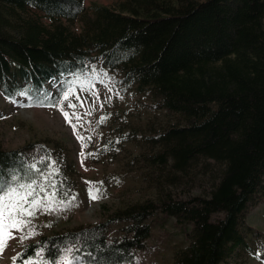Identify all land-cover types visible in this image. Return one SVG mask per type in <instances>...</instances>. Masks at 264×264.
<instances>
[{
  "label": "trees",
  "instance_id": "16d2710c",
  "mask_svg": "<svg viewBox=\"0 0 264 264\" xmlns=\"http://www.w3.org/2000/svg\"><path fill=\"white\" fill-rule=\"evenodd\" d=\"M87 8L85 0H0L1 94L41 100L51 80L100 59L125 88L150 93L184 122L150 136L157 192L112 216L126 223L125 235L111 239L110 220L55 232L25 244L17 261L40 249L51 260L75 246L87 264L133 263L152 221L174 217L188 240L174 264L228 262L249 247L247 209L264 196V0H117ZM28 147L0 148V169L33 177ZM198 167L208 175L206 192L188 193L181 184L188 175L194 181Z\"/></svg>",
  "mask_w": 264,
  "mask_h": 264
},
{
  "label": "rangeland",
  "instance_id": "374dc122",
  "mask_svg": "<svg viewBox=\"0 0 264 264\" xmlns=\"http://www.w3.org/2000/svg\"><path fill=\"white\" fill-rule=\"evenodd\" d=\"M116 2L85 0V5L112 6ZM73 27L80 30L81 23L75 21ZM77 78L90 80L91 85L85 83L81 87ZM60 82L62 87L56 95L41 102L32 103L24 96L8 100L0 95V148L36 145L38 149L32 150L29 162L48 158L39 167L54 177L47 182L49 189L60 184L62 195L58 199L67 204L65 207L58 203L50 211L35 210L31 217L35 234L28 236L27 231H17L0 252V264H17L15 256L23 245L42 235L113 220L116 211L155 196L159 184L155 178L160 174L151 165L150 156L158 149L152 146L150 136L170 124L184 122L177 113L161 107L150 93L123 89L100 60L91 63L85 72L63 77ZM70 85L76 93L65 100L63 93ZM58 103L70 112L75 129L54 106ZM69 103L76 107L70 108ZM52 161L56 162L58 172L45 168L51 167ZM199 170L200 167L195 170L198 177L194 181L188 175L181 184L188 193L206 192L208 175ZM168 181L167 178L165 182ZM246 214V223L253 229L248 236L250 247L237 250L222 264H264V196L250 205ZM111 220L107 221L110 238L125 235L126 223ZM152 224L146 247L136 251L134 264H174L176 251L188 242L186 232L174 217L164 224L156 221ZM40 259L41 254L34 258L36 264ZM74 264L84 263L76 258Z\"/></svg>",
  "mask_w": 264,
  "mask_h": 264
},
{
  "label": "snow or ice",
  "instance_id": "6c2138e0",
  "mask_svg": "<svg viewBox=\"0 0 264 264\" xmlns=\"http://www.w3.org/2000/svg\"><path fill=\"white\" fill-rule=\"evenodd\" d=\"M93 75L96 74L93 73ZM96 78L98 79L99 77L96 76ZM77 83L81 87L85 83L91 85L90 80L85 81L81 78H77ZM75 93L76 89L70 85L64 91L63 97L68 100ZM24 95H27V93L25 92ZM76 98L79 99V96L77 95ZM54 106L60 109L68 123L75 129L76 125L71 119V114L65 110L63 104L58 103ZM69 107L75 108L76 105L69 103ZM79 139L83 141L84 137L79 136ZM45 159L48 158L42 157L39 162L34 160L31 164L25 165L35 178L29 176L26 172L24 175L28 176V178L24 179L19 174V169L16 168L9 169L6 174L0 169V252L3 251L7 246V241L12 239L17 231H27L28 236L35 234V230L31 228V217L35 215V210L43 208L46 211H50L58 203L62 204V206H67L66 202L58 199V190L55 186L53 185L51 189L48 187L47 182L49 179H54V177H50L47 171H41L39 164ZM55 163V161H52L51 167L45 165V168L49 171L58 172L59 169L54 167ZM93 198H98V196ZM40 251L43 252L44 249H40ZM76 251L77 248L75 246L64 247L58 252L56 257L51 260L47 258L40 259L39 264H74ZM16 258L18 259L19 256ZM22 264H36V261L33 257H28L22 261Z\"/></svg>",
  "mask_w": 264,
  "mask_h": 264
},
{
  "label": "bare ground",
  "instance_id": "6f19581e",
  "mask_svg": "<svg viewBox=\"0 0 264 264\" xmlns=\"http://www.w3.org/2000/svg\"><path fill=\"white\" fill-rule=\"evenodd\" d=\"M99 3V2H98ZM32 5V4H31ZM86 6V5H85ZM88 9V8H87ZM45 16V15H44ZM66 17V16H65ZM63 19V18H62ZM71 28V27H70ZM98 57V56H96ZM95 61V60H94ZM86 68V67H85ZM55 75V74H54ZM145 86V85H144ZM147 86V85H146ZM133 88V87H132ZM45 94V93H44ZM163 135V134H162ZM147 137V136H146ZM149 138V137H148ZM160 138V137H159ZM262 196V195H261ZM260 198V197H259ZM251 202V201H250ZM106 221V220H105ZM244 221V220H243ZM153 222V221H152ZM152 224V223H151ZM153 225V224H152ZM189 227V226H188ZM240 250V249H239Z\"/></svg>",
  "mask_w": 264,
  "mask_h": 264
}]
</instances>
